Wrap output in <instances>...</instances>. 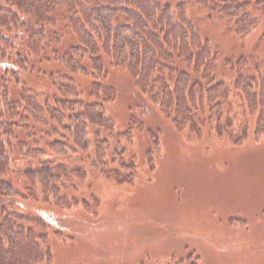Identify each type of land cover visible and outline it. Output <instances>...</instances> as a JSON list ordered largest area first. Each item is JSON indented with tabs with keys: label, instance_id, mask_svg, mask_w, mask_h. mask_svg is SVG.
<instances>
[{
	"label": "rangeland",
	"instance_id": "rangeland-1",
	"mask_svg": "<svg viewBox=\"0 0 264 264\" xmlns=\"http://www.w3.org/2000/svg\"><path fill=\"white\" fill-rule=\"evenodd\" d=\"M156 1L185 4L196 34L209 45L214 63L206 79L222 84L215 102L204 103L211 109L210 126L195 117L174 130L146 101L147 107L136 108L135 91L121 88L103 113L107 128L85 121V155L94 159L99 148V161L123 167L131 162L132 175L124 180L99 174L82 164L85 156H67L65 170L53 172L61 176L60 188L71 204L49 196L42 202L36 180L30 198H0V221L4 210L48 225L50 264H264V136L255 134L256 116L245 111L234 91L230 67L242 59V77L264 83V0H231L248 4L244 9L252 25L243 33L236 18L227 22L211 15L198 0ZM18 35L17 40L10 36L15 46L26 38ZM0 37L8 36L0 31ZM3 62L0 67L9 61ZM146 117L153 134L146 135ZM98 141L106 145L96 148ZM53 159V164L62 160ZM15 169L23 190L25 166Z\"/></svg>",
	"mask_w": 264,
	"mask_h": 264
},
{
	"label": "trees",
	"instance_id": "trees-1",
	"mask_svg": "<svg viewBox=\"0 0 264 264\" xmlns=\"http://www.w3.org/2000/svg\"><path fill=\"white\" fill-rule=\"evenodd\" d=\"M198 2L227 22L236 18L239 33L252 25L246 3ZM0 31L8 36L0 37L4 46L0 62H10L0 67V198H30L31 185L37 180L42 202L49 201V196L68 206L71 202L60 188L61 176L53 170L64 171V158L78 153L85 156L82 164L88 163L97 173L128 179L134 170L131 162L129 167L110 161L106 165L99 161V148L94 159L85 155V121L107 128L109 119L103 113L117 101L121 88L135 91L136 108L148 104L174 130L186 127L195 117L210 126L211 109L206 111L204 103L215 102L222 84L206 79L214 58L188 20L183 3L0 0ZM12 34L14 39L18 34L26 38L15 46ZM8 49L13 50L10 56ZM244 64L242 59L230 64L233 89L245 111L256 116V136H264V83L255 77L245 80ZM143 126L146 135L153 134L148 117ZM98 145L106 142L98 141ZM152 152L147 153L150 158ZM54 157L63 162L53 164ZM17 164L25 166L21 180L25 192L17 185ZM1 215L0 264H50L48 225L15 212L3 210Z\"/></svg>",
	"mask_w": 264,
	"mask_h": 264
}]
</instances>
